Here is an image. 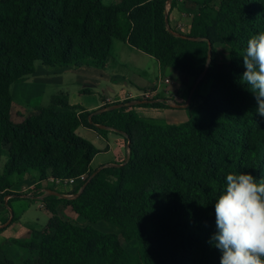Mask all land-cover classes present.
Returning <instances> with one entry per match:
<instances>
[{
	"label": "trees",
	"instance_id": "16d2710c",
	"mask_svg": "<svg viewBox=\"0 0 264 264\" xmlns=\"http://www.w3.org/2000/svg\"><path fill=\"white\" fill-rule=\"evenodd\" d=\"M169 1L0 0V156L7 158L0 205L7 197L9 206L26 197L12 190L28 177L37 183L88 177L75 185V198H46L53 225L39 240L15 242L34 259L0 258V264H220L221 253L210 240L226 175L264 177V117L240 82L247 41L264 32V0H202L189 33L168 25ZM114 40L194 83L202 78L198 86L209 83L206 96L194 90L189 120L162 124L136 112L169 109L166 99H132L87 111L71 105L66 93L22 122L13 119L12 87L33 76L37 64L49 71L103 70L113 61ZM218 47L228 53L227 71L220 70ZM80 127L103 137L110 130L121 134L127 163L92 172L100 151L77 135ZM61 206L88 224L70 220ZM98 222L116 226L126 242L137 240L139 252L132 254L119 235L91 225Z\"/></svg>",
	"mask_w": 264,
	"mask_h": 264
},
{
	"label": "crops",
	"instance_id": "0c3cea01",
	"mask_svg": "<svg viewBox=\"0 0 264 264\" xmlns=\"http://www.w3.org/2000/svg\"><path fill=\"white\" fill-rule=\"evenodd\" d=\"M177 1L178 2L174 7L171 6L172 0H170L167 4V13L170 19L169 25L174 31L189 33L191 30L193 18L197 14L198 2L202 0ZM172 21H174V26L172 25ZM123 50H127L128 52H130V54H144L134 49L125 42L114 40L111 51L113 61L110 62L107 67L103 70L94 68L96 71L99 72L94 73L95 81L105 80V78L108 79V83H110L115 89L116 96L112 97L110 95H103L99 102H93L91 104L90 102L86 101L85 98L82 96V94H92V91L90 90H82L81 92L78 91V97H75L74 99L71 97V94L65 92L69 96L70 104L73 106H82L87 111H97L107 104L110 105L132 99H140L142 93L148 92L151 95V99H166L167 104L170 106V108L162 110L151 108H136V112L142 119L162 123V121L167 117L177 116L180 117L183 122H186V108L190 104V95L193 90L199 87L198 84L202 80V78L194 83V80L192 78L183 75L178 71H175L170 68H162L160 64L150 56V58L154 59L157 62L158 66L155 72V80H147L143 78L142 75L139 76V74L137 73L131 75L128 69V66L131 63H129L127 59H123ZM119 66L120 68H118ZM80 69L73 70L70 68H63L57 71L50 72L48 71V69H45L42 65L37 67L36 73L32 76L34 77L33 81L30 80L31 82L29 83L23 82L15 85V90L17 91L18 95L21 96L22 102L16 101L15 95L13 96V119L17 122H22L26 118H29L34 115L36 113L37 107H46L42 105L33 106V103L37 101L38 97H41L43 94H45L47 89L46 82L50 80L51 76H56L57 80H62V78L65 76L75 75V73L78 72V70ZM164 69H169L170 72L176 74V77L179 80V85H174L172 83V80L167 76V71H164ZM135 70L138 71L137 69ZM136 77L137 79H135ZM166 80H168L169 82L167 83ZM166 87L167 89H164ZM191 87L192 89L189 98L186 99V96L188 95ZM56 95L58 94L52 95L51 99ZM18 103H20L21 105H19ZM135 104H137V102H132L130 105ZM76 133L78 136L93 143L95 147L100 151V153L97 154V156L92 161L90 168L92 172H97L106 166H112L126 162L129 159V149L125 138L114 130H110V132L105 137L99 135L95 130L86 127L78 128ZM26 181H30L29 183L31 184H26ZM18 185L20 186L17 188H20V190L13 189L12 192L21 194V190L23 187L26 189L32 188V194H34L35 198L29 199L24 197L21 200H29L30 202L33 201L35 202V204H38L39 209L45 211H47L45 200L48 196L54 195L58 199H73L77 196L73 195L75 185L62 188L54 186H48L47 188H45L42 183L32 182L31 177L22 180L21 183L18 182ZM7 198H5V204L0 205V258L15 260V258L20 257L22 252L21 250L32 253L26 248H20L15 242L19 241L25 243L26 241L30 242L32 240H39L41 238V233L47 227L52 226L53 220L51 218L50 224L47 227L42 228L39 232H32V225L28 224L26 226L22 223V219L24 218V212L20 213L19 216L15 213L13 205L21 200H14L9 206L8 203L10 201V198L8 200ZM60 210L63 211V214H67L69 210L73 212L71 208H65L63 206L60 207ZM74 214V212L69 213L68 217L75 222L77 217ZM32 233H34L33 239H29ZM4 247L11 251L9 252L11 253L9 254V256L4 254Z\"/></svg>",
	"mask_w": 264,
	"mask_h": 264
},
{
	"label": "clouds",
	"instance_id": "9594fccd",
	"mask_svg": "<svg viewBox=\"0 0 264 264\" xmlns=\"http://www.w3.org/2000/svg\"><path fill=\"white\" fill-rule=\"evenodd\" d=\"M240 82L254 95L257 113L264 117V32L252 35L242 56ZM217 231L212 243L220 264H264V177L229 172L215 199Z\"/></svg>",
	"mask_w": 264,
	"mask_h": 264
},
{
	"label": "rangeland",
	"instance_id": "374dc122",
	"mask_svg": "<svg viewBox=\"0 0 264 264\" xmlns=\"http://www.w3.org/2000/svg\"><path fill=\"white\" fill-rule=\"evenodd\" d=\"M197 7L199 8L200 5L198 4ZM172 25L174 26V21H172ZM123 59H127L129 63H131L128 66V69L130 71V74L137 73L139 76H143V78L147 80H155V72L157 70V62L150 58L149 56L145 54H135L128 52L127 50H123ZM218 61L220 64V70L222 71H227L229 69V56L226 50L222 49L221 47H218ZM120 58V57H119ZM41 66V64H37V67ZM45 68V67H44ZM120 68V66L118 67ZM46 69V68H45ZM137 69L138 71H136ZM49 71V70H48ZM164 71H167V76L172 80V83L174 85H179V80L176 77V74L173 72H170L169 69H164ZM51 72V71H50ZM144 72V73H141ZM94 73H99L96 71L93 67L90 66H84L82 69L78 70V72L75 73L73 76H65L62 78V80H57L56 76H51L50 80L46 82V92L43 94L41 97L37 98V101L33 103V106L35 105H42V106H48L51 100V96L54 94H59L61 93H69L71 94V97L74 99L75 97H78V91L81 92L82 90H90L92 91V94H82V96L85 98L86 101L90 102L91 104L93 102H99L101 97L103 95H110L112 97L116 96L115 89L112 87L110 83H108V79L105 78V80L101 81H95ZM111 73V72H110ZM146 73V74H145ZM153 73V74H152ZM145 74V75H143ZM99 78V77H98ZM46 79V78H45ZM137 79V77L135 78ZM34 80V77H30L26 83H29ZM24 82V83H25ZM95 82V85H94ZM63 83V84H61ZM16 85V84H15ZM15 85L12 87V94L13 96L15 95V100L18 102H22L21 96L18 95L17 91L15 90ZM164 89H167L164 88ZM210 85L208 82H203L199 87H198V93L202 96H206L209 93ZM191 93V92H190ZM189 94V93H188ZM190 95V94H189ZM189 95L186 96V99L189 98ZM21 105L20 103H18ZM192 113V112H190ZM188 111L186 110V115L187 119L189 120V115ZM195 113V111L193 112ZM171 115V114H170ZM161 121V120H159ZM182 119L177 116H170L165 118L162 121V124H180ZM157 123V122H156ZM160 123V122H159ZM7 161V158L5 156H0V173L3 172L4 165ZM35 178V177H31ZM21 183V181H18ZM30 181H26V184L30 185ZM16 187L14 188L15 190H20L18 183H16ZM23 199V198H22ZM15 213L19 216L20 213L24 212V218L22 219L23 225H32L31 229L32 232H39L42 228L47 227L50 222H51V215L45 211L39 209L38 204L33 201L29 200H21L14 205ZM69 213L65 214V216H69ZM76 215V223L84 225L88 224L83 218L80 216ZM69 218V217H68ZM70 219V218H69ZM71 220V219H70ZM53 225V224H52ZM94 226L96 229L104 232V233H115L119 235L120 240L123 244V246L132 254H137L139 252V242L137 240L131 241V242H126L123 237L121 236L120 231L118 228L110 223L107 222H98L96 224H91ZM33 234L30 236L29 239H33ZM3 249V248H2ZM4 254L9 256V252H11L9 249L4 247L3 249ZM21 255L19 258H15L17 261H23V260H30L34 259V254L29 253L27 251L21 250ZM13 255V254H12Z\"/></svg>",
	"mask_w": 264,
	"mask_h": 264
},
{
	"label": "built area",
	"instance_id": "2783aa9c",
	"mask_svg": "<svg viewBox=\"0 0 264 264\" xmlns=\"http://www.w3.org/2000/svg\"><path fill=\"white\" fill-rule=\"evenodd\" d=\"M166 82L168 83L169 81L166 80ZM151 95L150 93L146 92V93H142L141 98L140 99H150ZM88 177L86 175H83L82 177L78 178V179H70V180H62V179H54L53 177H50L48 180L42 182V185L45 186V188H47L48 186H54V187H58V188H62V187H69V186H73L76 185L78 182H84L86 181ZM32 188L26 189V188H22L21 190V194L26 196V198L29 199H34L35 196L34 194H32L31 190ZM36 190V189H34ZM10 197L7 198V200Z\"/></svg>",
	"mask_w": 264,
	"mask_h": 264
},
{
	"label": "water",
	"instance_id": "95a60500",
	"mask_svg": "<svg viewBox=\"0 0 264 264\" xmlns=\"http://www.w3.org/2000/svg\"><path fill=\"white\" fill-rule=\"evenodd\" d=\"M168 25H169V22H168ZM177 37H180L181 35L180 34H175ZM201 79V78H200ZM193 92H194V90L192 91V93H191V95H190V101H191V98H192V95H193ZM118 107H121V106H117L116 108H118ZM128 161V160H127ZM127 161H126V163H127Z\"/></svg>",
	"mask_w": 264,
	"mask_h": 264
}]
</instances>
